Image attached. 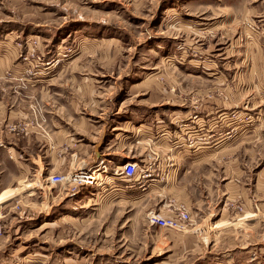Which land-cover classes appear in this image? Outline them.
Masks as SVG:
<instances>
[{
	"label": "rangeland",
	"instance_id": "obj_1",
	"mask_svg": "<svg viewBox=\"0 0 264 264\" xmlns=\"http://www.w3.org/2000/svg\"><path fill=\"white\" fill-rule=\"evenodd\" d=\"M4 187L0 264H264V0H0Z\"/></svg>",
	"mask_w": 264,
	"mask_h": 264
},
{
	"label": "crops",
	"instance_id": "obj_2",
	"mask_svg": "<svg viewBox=\"0 0 264 264\" xmlns=\"http://www.w3.org/2000/svg\"><path fill=\"white\" fill-rule=\"evenodd\" d=\"M32 36H35V35H32ZM11 37V35L10 34H8L7 36H6V38H10ZM32 38H35V37H32ZM36 38H39V36H37L36 35ZM188 114L189 113H187V115L186 116H184V117H186V120H188V121H191V124H193V125H191V124H185L184 125V127H181L180 128V126H179V129H181L180 131H177V130H174L173 132L172 131H168L167 129H161V130H159L161 133H160V135H159V138H160V141H163L164 139H163V137H167L168 138V136H170V137H174V139L175 138H178V140H176V141H174L173 143H171L170 145H171V147H173L174 149H179L180 150V155L181 156H184V157H186L188 160H191V161H193L194 163H196V162H201V161H204L207 157H211L212 155H214V148L216 147V146H214V144H212V141H210L208 138L204 141V142H197L196 144H190V145H188V143L186 142V138L184 139H182V136H187V134H192V136H195L196 134H198V135H200L199 133H197V129H198V127H199V125H198V122L199 121H197V120H191L189 117H188ZM186 120H184V121H186ZM136 135L138 134V133H142V132H144L145 131V129H146V126L145 125H141V126H139V125H136ZM140 130H143V131H140ZM159 134V133H158ZM194 134V135H193ZM198 135H196V136H198ZM187 143V144H184V143ZM197 144H199V145H197ZM190 148H193V150L192 151H190L191 149ZM48 180V179H47ZM47 180H43V183H46L47 182ZM29 184H31V183H29ZM28 185V184H27ZM31 185H28L26 188H29ZM74 186V185H73ZM34 188H36V186L34 185ZM40 188H41V186H40ZM122 189V188H121ZM8 188H5L4 187V189H2V191L0 192V197H2V196H4L5 194H7L8 193ZM85 190H87V191H89L88 189H85ZM117 191H120L119 190V188H118V186L116 187V192ZM108 192V191H107ZM107 192H105V196L104 197H106L107 196ZM30 195H32L31 193H29ZM34 194V193H33ZM72 194V195H71ZM84 194V195H83ZM83 194H80V196H78V198H85V195H87V193H86V191L85 192H83ZM15 195V194H14ZM67 195H71V196H76V193H74V192H72V193H67L66 194V196ZM57 195H53L52 194V199H51V203L49 204V208L50 209H52L54 206H55V200H57V197H56ZM65 196V197H66ZM108 197V196H107ZM9 198H11V197H9ZM8 198V199H9ZM89 198H91V197H89ZM54 200V201H53ZM89 200V199H88ZM4 202H6V200L4 201ZM3 202V203H4ZM84 201H82V205H80V204H77V206L78 205H80V206H78V208H80V209H82V210H84L85 208L84 207H89L90 206V204H86V206H84L83 203ZM89 202V201H88ZM2 203V204H3ZM1 205V204H0ZM75 208V207H74ZM76 209V208H75ZM66 216H69L70 218H71V214H66V215H64L63 216V218L61 219L62 221H64V222H67L68 220H66L65 218H66ZM249 216H251V215H249ZM252 216H256V215H252ZM70 220V219H69ZM47 223H50V221L48 222V221H46V223L44 222V225L45 224H47ZM51 224V226L50 227H52V226H54L56 223H50ZM44 225H42L41 226V228L44 226ZM49 227V228H50ZM42 229H48V228H42Z\"/></svg>",
	"mask_w": 264,
	"mask_h": 264
},
{
	"label": "built area",
	"instance_id": "obj_3",
	"mask_svg": "<svg viewBox=\"0 0 264 264\" xmlns=\"http://www.w3.org/2000/svg\"><path fill=\"white\" fill-rule=\"evenodd\" d=\"M120 175L119 176L123 179V181H126L127 183L132 185L138 175V165L135 163H127L126 165H124V169L122 170ZM82 176H84V174L81 173L74 174L68 178L65 177V179L63 177L56 178L55 183L62 184L66 181V183L69 182L71 185H76L78 182L82 183V180H84ZM191 221V214L187 211H181L177 216L172 218L157 217L154 223L160 224L161 226L172 229L174 231L183 232L188 229ZM3 233L4 227L2 225V222H0V237L3 235Z\"/></svg>",
	"mask_w": 264,
	"mask_h": 264
},
{
	"label": "bare ground",
	"instance_id": "obj_4",
	"mask_svg": "<svg viewBox=\"0 0 264 264\" xmlns=\"http://www.w3.org/2000/svg\"><path fill=\"white\" fill-rule=\"evenodd\" d=\"M124 169V168H123ZM117 170V174L116 175H120V173L122 172V170H119L118 168L116 169ZM84 174V176H82L84 178V180H82L83 183L87 184L88 185V181L90 179V174L89 173H82ZM121 176V175H120ZM121 178V177H120ZM53 182L52 178H50V183ZM149 223V222H148Z\"/></svg>",
	"mask_w": 264,
	"mask_h": 264
}]
</instances>
